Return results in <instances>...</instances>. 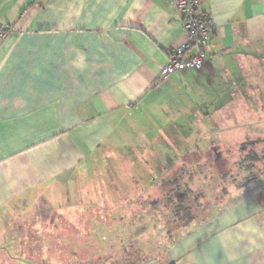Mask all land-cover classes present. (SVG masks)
<instances>
[{"label": "crops", "instance_id": "obj_1", "mask_svg": "<svg viewBox=\"0 0 264 264\" xmlns=\"http://www.w3.org/2000/svg\"><path fill=\"white\" fill-rule=\"evenodd\" d=\"M201 9L214 24L203 68L161 80L185 40L173 0H0L9 30L0 44V254L9 262L28 254L30 220L42 223L49 208L73 221L89 208L102 228L154 178L140 164H172L228 145L231 132L262 129L264 0H202ZM142 107L160 115L158 130L140 124ZM233 192L141 264H264V177Z\"/></svg>", "mask_w": 264, "mask_h": 264}, {"label": "rangeland", "instance_id": "obj_2", "mask_svg": "<svg viewBox=\"0 0 264 264\" xmlns=\"http://www.w3.org/2000/svg\"><path fill=\"white\" fill-rule=\"evenodd\" d=\"M251 106H256L255 101L254 103L251 102ZM154 114L153 112H148L145 107H142L137 112L136 117H138L141 125H145V128L148 127L150 131H156L158 128L155 129L154 125L158 122L159 119L156 120V118H160V115L157 117V113ZM127 120L130 121L129 119ZM125 123L126 121H124L123 129L120 132L122 139H128L131 136L126 127L127 124L125 125ZM131 125L135 126L134 123H131ZM133 128L135 130V127ZM188 129L192 131V128ZM242 129L243 130L234 131L233 133L231 132L232 142L228 145L231 150H233L231 151L232 154L236 152V150H234L235 146L241 141L253 142L259 138L264 139V54L262 55V129L261 127L253 128L252 126ZM255 129H257L255 132L262 131V137L253 134L252 131ZM165 130H167V128H165ZM123 144L126 145L129 143L126 142ZM202 145L204 148H207L210 144L207 145V143H203ZM209 147L210 146H208V148ZM208 148L205 150V157H208L207 155L209 154V158L215 160V154L209 152ZM225 155H230V153L226 152ZM160 161H162L163 164ZM160 161L151 160V164H149L148 167L141 166L140 164V170H142L144 177L149 176V174L152 176L158 175L159 177L161 176L159 171L164 168V166L165 168H170L172 165L171 162H168V164L164 160ZM198 161L199 160L190 159L188 163H195V167ZM111 162L114 163L115 159H111ZM180 163H182V161L171 166V171L178 169L181 165ZM223 171H221V169L217 171L215 168L208 169L206 170V178H203V176L200 179L196 177V181L192 184L195 188H202L204 190L206 194L202 199L204 205H207L208 202L215 204L216 199L221 197V188L223 186L227 188L232 186L229 180L227 182H222L220 179L219 173L221 174ZM237 182L240 181L237 180ZM156 194H158L155 196L156 198L158 196L161 197V194ZM146 198L147 196H144V199ZM140 202H143L144 205L136 208L133 213L126 215L127 217H124L125 219L118 220L121 216L126 214L123 212V214L119 215L120 211H118L116 213V221L111 220L108 224H103L102 228H99L98 224H96L94 213H91V210H88L89 208L85 210L87 213L85 218L80 216L77 221V217H75L76 219L73 221V219L68 216L65 211H61L60 208L58 209H60L61 212L57 211V209L49 208L54 214H52V216L41 215L40 219L42 223L35 225L33 219L35 216L30 220L31 223L25 232L26 238L24 236L28 254L18 257L13 256L15 261L17 258L15 263L12 260L9 262L6 256L0 254V264H102V262L103 264H117L122 260L123 254L125 253L124 250L127 248L132 252L137 250V248L140 249L139 254H142L141 257L150 255L155 256L158 252L163 250V242H166L163 238L162 227L169 221V211L167 208L163 207V205L155 209V207L153 208L150 205L151 202ZM206 210L205 208L202 209L203 215L205 214L204 216L207 215ZM90 225H92V229L95 231L92 232L89 230ZM34 226L41 227H38L39 230L36 229L37 231H35ZM130 245H133V247H130ZM23 257L27 260L26 262L18 259Z\"/></svg>", "mask_w": 264, "mask_h": 264}, {"label": "trees", "instance_id": "obj_3", "mask_svg": "<svg viewBox=\"0 0 264 264\" xmlns=\"http://www.w3.org/2000/svg\"><path fill=\"white\" fill-rule=\"evenodd\" d=\"M234 150L236 152L232 154L231 151L233 150L228 145L211 146L208 151L215 154V160L209 158V154L208 157H205V151L189 152L181 159H174L171 166L182 161L180 167L175 171H171L172 167L170 166V168H165L163 172H160L161 176L159 177L158 175L154 178L149 176L148 180L143 182H148V186H144L136 197L132 201L130 200V204L119 208L120 214L126 213L121 217L125 219L126 215L133 213L141 205L143 206L144 203L140 201L151 202L150 205L155 209L162 205L167 208L169 221L162 227L163 238L166 241L163 242V247L161 246L164 250L165 247L173 244L194 225L211 218L225 200L234 193L233 191L241 190L264 177V139L259 138L253 142L242 141L235 146ZM226 152L230 155H225ZM190 159L199 160L195 167V163H188ZM213 168L217 171L224 170L223 173H219V177L222 182L229 180L232 186L228 188L221 186L222 194L220 198L216 199V203L211 204V202H208L207 205H204L202 202V199L206 196L204 190L195 188L192 184L196 181V177L199 179L202 176L206 178V170ZM237 180L240 182H237ZM156 193L161 194V197L156 198L155 196L158 195ZM144 196H147V198L144 199ZM203 208L207 209L206 216L203 215ZM130 247H133V245H130ZM162 251L155 256L141 257L142 254H139L140 249L137 248L132 252L127 248L124 250L122 260L117 264H141L161 255Z\"/></svg>", "mask_w": 264, "mask_h": 264}, {"label": "built area", "instance_id": "obj_4", "mask_svg": "<svg viewBox=\"0 0 264 264\" xmlns=\"http://www.w3.org/2000/svg\"><path fill=\"white\" fill-rule=\"evenodd\" d=\"M173 2L183 19L185 40L170 52L168 63L161 70V80L177 71L201 70L214 29L212 20L201 9L202 0H173ZM8 35V28L0 23V44Z\"/></svg>", "mask_w": 264, "mask_h": 264}]
</instances>
